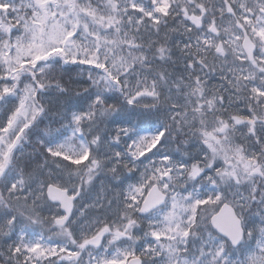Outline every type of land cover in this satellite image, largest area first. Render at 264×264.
I'll return each instance as SVG.
<instances>
[{
    "label": "snow or ice",
    "instance_id": "1",
    "mask_svg": "<svg viewBox=\"0 0 264 264\" xmlns=\"http://www.w3.org/2000/svg\"><path fill=\"white\" fill-rule=\"evenodd\" d=\"M0 264H264V0H0Z\"/></svg>",
    "mask_w": 264,
    "mask_h": 264
}]
</instances>
